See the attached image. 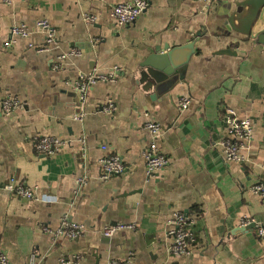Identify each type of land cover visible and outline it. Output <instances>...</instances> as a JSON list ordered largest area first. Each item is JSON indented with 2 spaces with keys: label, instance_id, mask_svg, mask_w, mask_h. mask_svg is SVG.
Returning a JSON list of instances; mask_svg holds the SVG:
<instances>
[{
  "label": "crops",
  "instance_id": "obj_1",
  "mask_svg": "<svg viewBox=\"0 0 264 264\" xmlns=\"http://www.w3.org/2000/svg\"><path fill=\"white\" fill-rule=\"evenodd\" d=\"M134 1L0 0V251L13 264H264V197L253 190L264 183V44L231 25L236 0H146L145 13L119 26L114 7ZM43 20L55 41L37 53L32 47L47 38L37 26ZM20 24L29 37L6 48ZM187 42L196 54L183 80L159 93L140 87V65L156 47ZM73 49L82 55L61 58ZM111 73L113 81L98 82L82 101L81 77ZM8 97L20 107L5 115ZM183 97L191 100L186 111ZM110 103L114 114L103 112ZM229 111L253 127L245 163L224 156ZM148 123L162 128L157 140ZM46 136L63 142L54 157L36 153ZM153 144L168 165L149 179L144 153ZM107 154L120 156L126 170L106 181L100 160ZM10 179L34 197L9 192ZM176 213L195 221L189 256L169 252L166 230ZM64 217L85 233L70 240L45 231ZM117 223L137 229L101 233Z\"/></svg>",
  "mask_w": 264,
  "mask_h": 264
},
{
  "label": "built area",
  "instance_id": "obj_2",
  "mask_svg": "<svg viewBox=\"0 0 264 264\" xmlns=\"http://www.w3.org/2000/svg\"><path fill=\"white\" fill-rule=\"evenodd\" d=\"M209 4L210 0H197ZM149 8V2L146 0H136L131 3L116 5L112 11V17L119 26H128L134 23L143 13ZM85 20L94 24L98 21L97 16L85 14ZM37 26L47 33V38L44 45H39L35 48L37 53H45L48 47L55 41V31L50 23L46 20L39 21ZM30 35L29 27L26 24H20L12 27L8 40L4 43L6 48L11 47L20 39H27ZM82 53L76 49L71 50L62 59L75 58L81 56ZM116 78V73L107 75H91L88 77H81L77 81L75 87L80 94L82 101H86L89 89L96 85L98 82H109ZM191 105V100L183 97L179 100V108L186 111ZM20 107L18 99L8 97L3 100L1 104L2 112L5 115L12 114ZM116 108L113 103L103 108L106 114H114ZM229 129L227 136L223 142L224 156L228 162L245 163L246 157L243 152L246 149V142L248 143L253 136V127L249 119H238L232 111L228 112ZM82 119V116L80 117ZM146 130L151 134L154 140H157L162 135V128L156 123H148ZM63 142L57 137L46 136L42 137L36 143V153L47 157H54L59 154L63 148ZM103 151H107L108 147L103 146ZM146 163V176L153 179L158 176L168 165V160L163 156L154 144L148 148L144 153ZM100 167L102 169L103 180H109L114 176H120L125 173L126 166L123 159L115 154H107L100 160ZM7 190L19 198L32 199L33 193L24 184L17 182L15 179H10L9 184L6 186ZM254 193L264 197V183L254 187ZM195 221L183 213H176L167 225V238L170 240L169 252L174 256H189L192 252V246L195 243L196 236L194 232ZM250 222H244L243 226L249 225ZM137 226L134 224L117 223L110 225L101 231L105 237H114L119 232L135 231ZM50 233L54 238L76 240L81 237L86 229L84 225L75 223L68 217H64L61 221L60 227L56 230H45ZM259 236L264 238V228L259 229ZM33 260L32 263L33 264ZM0 264H13L8 256L0 251ZM127 264V263H125Z\"/></svg>",
  "mask_w": 264,
  "mask_h": 264
},
{
  "label": "water",
  "instance_id": "obj_3",
  "mask_svg": "<svg viewBox=\"0 0 264 264\" xmlns=\"http://www.w3.org/2000/svg\"><path fill=\"white\" fill-rule=\"evenodd\" d=\"M235 5L230 18L233 28L256 43L264 44V0H236ZM236 22H240L239 28L235 26ZM195 54V42H187L186 45L172 49L156 47L140 65L137 83L145 91L159 93L167 89L173 79L178 77L179 81L183 80ZM254 229L255 224L246 227V230Z\"/></svg>",
  "mask_w": 264,
  "mask_h": 264
}]
</instances>
